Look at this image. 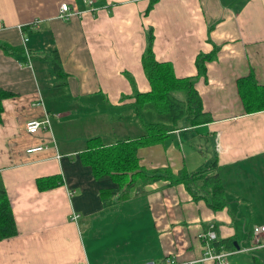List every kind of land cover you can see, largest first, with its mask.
Listing matches in <instances>:
<instances>
[{"label":"crops","instance_id":"crops-1","mask_svg":"<svg viewBox=\"0 0 264 264\" xmlns=\"http://www.w3.org/2000/svg\"><path fill=\"white\" fill-rule=\"evenodd\" d=\"M96 1L104 14L110 2L121 1V9L128 4L0 0V42L14 49L11 54L0 49V88L15 94L3 101L0 181L18 227V235L0 240V264H152L167 257L196 261L205 251L198 235L209 232L216 241L232 242L234 250H222L231 254L228 261L236 256L231 264H264V233L258 240L254 236V228L264 226V111L247 114L237 86L238 79L251 73L264 85V0H159L147 17L156 59L171 62L177 77L196 76L203 107L213 121L197 128L181 122L161 144L139 149V164L147 171L195 173L216 159L229 200L220 211L169 180L143 187L138 183L126 200L115 198L104 205L101 191L117 184L97 180L82 163L87 141L101 137L113 144L136 138L144 133L145 122L156 120L142 116L150 113L149 107L134 106L136 93L151 90L141 66L145 42L139 23L148 1L139 0L131 13H116L129 15L127 33L136 41L121 51L112 40L115 59L103 46V30L98 31L96 22L100 18L103 25V14L90 17ZM63 4L71 8L69 19L61 17ZM23 33L29 38L26 44ZM216 47V57L206 61V75L197 76L198 56ZM55 51L67 74L64 85L49 57ZM125 72L132 75L135 89ZM101 103L104 109L95 108ZM117 110L126 115L116 117ZM46 116L49 127L26 132L27 121ZM128 121L136 130L124 126ZM37 146L47 148L26 152ZM204 147H212V153L203 152ZM47 176H60L62 184L40 191L36 180Z\"/></svg>","mask_w":264,"mask_h":264},{"label":"trees","instance_id":"trees-1","mask_svg":"<svg viewBox=\"0 0 264 264\" xmlns=\"http://www.w3.org/2000/svg\"><path fill=\"white\" fill-rule=\"evenodd\" d=\"M0 49L11 54L14 49L0 42ZM218 47L208 55L201 54L197 58V76L206 75V61L216 57ZM54 65V72L60 85H64L65 73L60 57L55 51L49 55ZM142 66L151 85L146 93L134 95L136 109L152 107L160 115L170 116L173 126L161 122H145L144 133L136 138L106 144L101 137L87 141V146L80 154L85 166L91 167L97 180L111 179L117 188L101 191L105 206H109L115 198L126 200L130 191L161 180H169L171 185H184L196 201L204 200L213 211H220L229 205L225 188L220 176V167L215 159L207 168L195 173L185 170L174 174L171 169L147 171L139 164L138 151L141 148L154 146L164 142L170 133L184 122L186 128H197L211 123L213 116L205 111L202 98L196 88L195 77H177L171 62H160L152 49V38L147 52L142 57ZM239 95L245 112L253 114L264 111V85H259L255 75L251 73L237 81ZM183 94V97L180 95ZM15 96L14 93L0 88V122L4 111L3 101ZM40 191H47L62 184L60 176H47L36 180ZM18 235V227L5 187L0 181V240ZM217 252L234 250L230 240L214 241Z\"/></svg>","mask_w":264,"mask_h":264},{"label":"rangeland","instance_id":"rangeland-1","mask_svg":"<svg viewBox=\"0 0 264 264\" xmlns=\"http://www.w3.org/2000/svg\"><path fill=\"white\" fill-rule=\"evenodd\" d=\"M126 1H128V4L122 9H121V7L123 6V4L121 1H116V3H114V2L108 3L110 7H105V9H104L106 11V14L103 13V8L100 7V3L98 1H96L95 6H93L92 11L90 12V17L92 19H97L100 15V12H101V16L103 14V17H104L103 18V25H100V23L102 22V19H100V18L97 20L96 23L98 24V31L100 32L101 29L103 30V36H102L103 46L107 47V49L110 51V53H111L110 44L112 43V40H114L120 44L121 51L125 50V47H126L128 42L135 45L136 38L135 37L130 38L128 33H127V27L131 21V18H129V15H124L122 17H119L116 13H131L132 8L134 7V4L135 5L138 4L139 0H126ZM141 1H143V0H141ZM147 1H148L147 6H146V9L144 11V18H143L144 20H142V19L139 20L140 29L142 32L141 33L142 40L145 42V47L143 49L142 54H145L147 52V49L150 45V38H151L150 27L147 25V17L149 16L150 12L152 11L153 6L159 2V0H147ZM85 15L87 17V14H85ZM135 27H136L135 24H133L131 26L132 29H134ZM111 56H113L112 53H111ZM113 58L115 59L114 56H113ZM141 66H142V64H141ZM49 69H50V67H49ZM122 75L124 76L127 83L130 85V87L135 89L136 84L132 78V75L129 73H126V72ZM195 81H196V79H195ZM62 91H64V88H62ZM133 94H135V92ZM180 97H183V94H181ZM67 102H69V100ZM76 103H77V101H76ZM95 108H100V109L103 108L104 109L103 103L98 104V105L96 104ZM149 108H150V113L153 115L154 120L151 118L150 113L149 114L143 113L142 116H144L145 118H148L152 121L156 120L155 122H161V123H165V124L170 125V121H171L170 116L160 115L157 112H155V110L152 107H149ZM125 115H126V111L117 110L115 112L116 117L125 116ZM131 125L134 126L135 123L132 124L128 121L127 123L124 124V126L127 129H128V127H131ZM134 129H135V126H134ZM109 130H111V132H113L111 126H109ZM115 131H117V133H119V132H121V128L118 127V129L116 128ZM118 135L120 136V134H118ZM105 140H108V139H105ZM203 152H205L206 154L207 153L211 154L212 153V147L211 148L210 147H204ZM209 158L212 160V155H210ZM143 219L145 222L148 221V219L146 217L144 218V216H143ZM79 230H81L80 224H79ZM85 240H86V237H85ZM86 242L89 243L88 241H86ZM234 257H236V256H234ZM233 258L230 257V259H229L230 264L232 263Z\"/></svg>","mask_w":264,"mask_h":264},{"label":"built area","instance_id":"built-area-1","mask_svg":"<svg viewBox=\"0 0 264 264\" xmlns=\"http://www.w3.org/2000/svg\"><path fill=\"white\" fill-rule=\"evenodd\" d=\"M85 3L91 5L93 0H84ZM61 17L65 19H69L71 17V8L68 4H63L61 6ZM78 16L82 15L81 11L76 12ZM23 41L26 44L29 41V38L23 33ZM50 121L49 118L46 116L44 119H33L29 120L25 123V130L28 134H36L42 129H46L49 127ZM47 146H37L33 148H29L26 150L28 154L34 152H41ZM59 157V156H58ZM79 216H74L73 219L77 220ZM264 233V226H257L254 228V236L258 240L260 234ZM199 239H201L204 243V254L203 256L196 261H188V262H179L175 258L167 257L161 262L152 263V264H196V263H205L208 260H212L217 264H229L228 257L231 255L229 252L221 251L217 252L212 246V242L216 240V235L213 232L209 233H200L198 235Z\"/></svg>","mask_w":264,"mask_h":264},{"label":"water","instance_id":"water-1","mask_svg":"<svg viewBox=\"0 0 264 264\" xmlns=\"http://www.w3.org/2000/svg\"><path fill=\"white\" fill-rule=\"evenodd\" d=\"M138 192H142V189L141 188H138Z\"/></svg>","mask_w":264,"mask_h":264}]
</instances>
